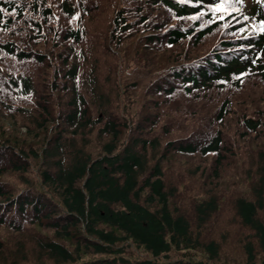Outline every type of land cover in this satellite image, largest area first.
<instances>
[{"label": "trees", "instance_id": "trees-1", "mask_svg": "<svg viewBox=\"0 0 264 264\" xmlns=\"http://www.w3.org/2000/svg\"><path fill=\"white\" fill-rule=\"evenodd\" d=\"M0 251L264 264V0H0Z\"/></svg>", "mask_w": 264, "mask_h": 264}, {"label": "rangeland", "instance_id": "rangeland-1", "mask_svg": "<svg viewBox=\"0 0 264 264\" xmlns=\"http://www.w3.org/2000/svg\"><path fill=\"white\" fill-rule=\"evenodd\" d=\"M235 6H236L235 8H237V5H235ZM22 129L25 130L26 129V125H23ZM0 253H2V255H4V251H0Z\"/></svg>", "mask_w": 264, "mask_h": 264}]
</instances>
